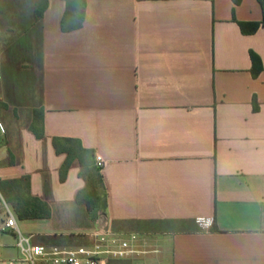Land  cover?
Here are the masks:
<instances>
[{"label":"crops","instance_id":"0c3cea01","mask_svg":"<svg viewBox=\"0 0 264 264\" xmlns=\"http://www.w3.org/2000/svg\"><path fill=\"white\" fill-rule=\"evenodd\" d=\"M67 11L66 0H43L39 16L9 29L0 17V35L11 37L0 38V231L14 237L4 231L7 205L35 245H89L99 226L137 234V253L109 264H264L259 1L86 0L79 29ZM34 110L42 139L31 131ZM55 138L80 141L96 167L104 160L103 218L77 201L86 187L78 161L61 180L67 154ZM24 177L49 217H18L11 183Z\"/></svg>","mask_w":264,"mask_h":264},{"label":"trees","instance_id":"16d2710c","mask_svg":"<svg viewBox=\"0 0 264 264\" xmlns=\"http://www.w3.org/2000/svg\"><path fill=\"white\" fill-rule=\"evenodd\" d=\"M68 3L67 15L76 19L75 28L79 29L83 26L86 15V0H66ZM241 0H235L240 3ZM263 10V25H264V0H258ZM74 14V15H73ZM253 70L258 74L262 70L260 59L252 55ZM31 131L38 139L44 137V120L43 111L34 110V121L31 125ZM54 147L58 154H67V160L63 164L60 176L61 180L65 181L68 171L74 161H78L81 167L80 176L86 182V187L78 194V203L85 205L90 213V216L101 219L105 216L108 209V194L104 184L102 169L95 166V154L91 150L85 149L81 142L74 139H59L53 140ZM29 178L24 177L17 182L11 184H18L17 191L20 192L18 196V203L16 204V213L22 219H38L47 218L50 213L45 204L36 199L27 197L29 189ZM5 184H2V191ZM12 185V186H13ZM17 186V185H16ZM26 191V194L22 193ZM5 195V194H4ZM7 197V195H5Z\"/></svg>","mask_w":264,"mask_h":264},{"label":"built area","instance_id":"2783aa9c","mask_svg":"<svg viewBox=\"0 0 264 264\" xmlns=\"http://www.w3.org/2000/svg\"><path fill=\"white\" fill-rule=\"evenodd\" d=\"M3 61L0 56V85L3 82ZM7 133L4 122L0 120V136ZM96 165L103 169L104 160L96 157ZM6 208L7 219L4 223V231L12 234L16 239V248L19 250V258L10 264H109L112 260L124 259L137 253L136 243L139 240L137 234H117L106 226H99L89 237L92 243L76 247H46L35 245L31 236L24 235L17 224L15 212Z\"/></svg>","mask_w":264,"mask_h":264},{"label":"rangeland","instance_id":"374dc122","mask_svg":"<svg viewBox=\"0 0 264 264\" xmlns=\"http://www.w3.org/2000/svg\"><path fill=\"white\" fill-rule=\"evenodd\" d=\"M0 6L4 9L1 10L0 17L2 18V20H4L5 26L7 27L6 29H9L10 27H14L17 22L27 19L26 14L28 15V17H36V14L37 16H39L43 8V0H0ZM34 10H36L35 13ZM4 37L6 36L0 35V38ZM6 38L9 39L11 37ZM4 62H6V60H4ZM18 84L22 96L25 94H30L28 88L30 84V78L28 75L23 73L19 77ZM0 97L2 98L3 95H0ZM6 154V150L0 146V158H5ZM8 161L9 157H7L5 164ZM2 165L3 163H0V166ZM0 191L3 192L1 184ZM0 206L4 207L2 199H0ZM13 241L14 244H16V240L14 237L0 231V264H6L12 258L19 257V250L17 248L10 249L8 246Z\"/></svg>","mask_w":264,"mask_h":264}]
</instances>
